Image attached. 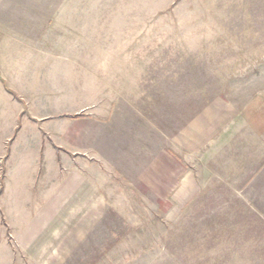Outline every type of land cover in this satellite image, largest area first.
<instances>
[{"label":"rangeland","instance_id":"1","mask_svg":"<svg viewBox=\"0 0 264 264\" xmlns=\"http://www.w3.org/2000/svg\"><path fill=\"white\" fill-rule=\"evenodd\" d=\"M263 93L264 0H0V264H264Z\"/></svg>","mask_w":264,"mask_h":264},{"label":"crops","instance_id":"2","mask_svg":"<svg viewBox=\"0 0 264 264\" xmlns=\"http://www.w3.org/2000/svg\"><path fill=\"white\" fill-rule=\"evenodd\" d=\"M241 118H242L243 123H245V125L250 129L251 133H254L256 136H258L264 140V93L261 94L260 96H256L255 98H253L251 101H249L247 104L244 105L243 109L241 110ZM57 129L59 130L60 127ZM47 149L49 152L52 151V153H54V151H53L54 147L52 148L51 144H49L48 147H46L42 151L45 152ZM38 151H41V150L38 149ZM46 173L48 175L51 174L50 176L47 175V178H48V180L50 179V181L54 180L55 176L57 175L54 173V171H50L48 169L46 170ZM185 176H186V174H185ZM65 178H67V180H66L67 182L72 180V179H70L69 176H65ZM169 180H171V174L169 176ZM187 181L189 182V180H187ZM83 183H84V186H85V184L87 186H89V182H86L85 179H84ZM189 184L191 185V188H192V183L189 182ZM66 202L70 203L71 202L70 198ZM73 202L74 201H72V203ZM90 202L91 201H88V203H90ZM84 203H85V201H84Z\"/></svg>","mask_w":264,"mask_h":264},{"label":"trees","instance_id":"3","mask_svg":"<svg viewBox=\"0 0 264 264\" xmlns=\"http://www.w3.org/2000/svg\"><path fill=\"white\" fill-rule=\"evenodd\" d=\"M63 116H58L56 117L55 119H58V118H62ZM70 118H73V117H70ZM1 189H2V186H1Z\"/></svg>","mask_w":264,"mask_h":264}]
</instances>
